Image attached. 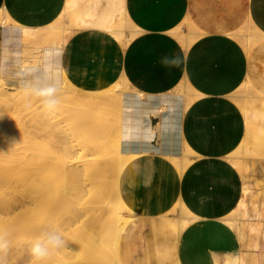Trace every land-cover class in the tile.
Returning a JSON list of instances; mask_svg holds the SVG:
<instances>
[{
  "label": "crops",
  "instance_id": "crops-1",
  "mask_svg": "<svg viewBox=\"0 0 264 264\" xmlns=\"http://www.w3.org/2000/svg\"><path fill=\"white\" fill-rule=\"evenodd\" d=\"M64 9L79 28L64 45L45 42L43 30ZM4 10L12 22L0 23V41L2 31L16 32L18 67L41 88L59 90L66 80L75 92H120L127 84L138 94L124 98L120 113V149L134 157L119 179L134 214L119 238L120 263L235 258L241 239L222 219L241 201L244 181L229 156L245 140L264 160V0H0V17ZM121 19L136 30L126 44L109 33ZM186 22L195 36L189 47L173 34ZM252 23L263 38L247 52L232 35ZM24 25L38 36L27 39ZM184 83L192 88L188 108L175 92ZM243 87L256 91L247 115L235 99ZM185 147L193 156L181 175L173 159ZM179 202L201 217L184 218L181 237L165 219Z\"/></svg>",
  "mask_w": 264,
  "mask_h": 264
},
{
  "label": "rangeland",
  "instance_id": "rangeland-1",
  "mask_svg": "<svg viewBox=\"0 0 264 264\" xmlns=\"http://www.w3.org/2000/svg\"><path fill=\"white\" fill-rule=\"evenodd\" d=\"M3 17L5 16H2V18ZM64 20L66 19H57L53 24L49 25L46 29L43 30V38L45 39V42L53 41V45H64L65 37L67 33H69V29L64 30V28L70 25H74V28L79 27V25L71 19H67L66 21ZM5 21H7V24H11L12 22L11 19H7ZM63 22H65V25H63ZM0 23L3 24V19H0ZM247 25L245 26L244 30H240L232 36L241 41L245 50L248 52L254 45L250 44L248 47H245L244 45L243 35H247V33L251 34L253 31L252 25ZM10 29L11 28H9L8 30L6 29L7 31L4 30V32L2 31L1 35L0 78L7 77L12 79H19L21 81V88L25 90L24 93L26 95L24 96V98H17L12 93H9L7 95L0 94V173L4 172L3 168L7 166H11L14 169V178L11 180L13 181V184L7 185L6 183L5 185L0 187V201L7 202L12 208L14 207V212L8 215V223L11 222L14 225L13 227L16 229L14 230V232H12L14 234L13 238L16 241H13V244L11 243V245H9L7 252L10 249L11 252L12 250L14 251L13 248H16V246L17 248L21 246L22 249L25 246L26 249L24 248V250H29L30 246H32L38 238H41L43 232L54 230L55 232H60V234L62 233L61 235L65 240V247L58 250H52L51 253L53 257L55 258L56 256V258H58L64 255L72 256V254L80 252L82 250V247L84 250L91 245V242L89 243L83 239H81V241H78L80 238L75 234L77 232V223L76 225L74 224L76 227L72 225V223H74L72 222L74 221V218L72 217V215H70L71 210H75L77 208L75 200L69 198L66 201L64 208L60 210L62 212L59 211L61 214L59 212H56L57 214L51 215L48 214L50 211H48L47 213L46 210L42 208H38L34 213H30L27 211V208H30L32 205L31 199H33V195H37L39 199H42L43 202L48 205V199L51 201L52 199L58 200L57 197L59 198V195L61 193H65L66 191L75 193L76 190L79 189V181L81 178L67 171L66 174H64L65 172L64 169L61 168V165L66 164V162L68 161L73 165L77 164L78 156L80 155L81 151L79 149V146H76L77 141L84 143L82 144V146L85 145V143L91 144V142H93V130H95L98 125H100L99 123H103L104 120L106 122L110 120V128L113 132L114 138H117L118 135L121 136L117 118L118 113L116 117H111V115L114 114L113 111L114 108L116 110L117 105L113 104L115 102H111V104L109 102V104L104 105V107L92 106L91 103L86 102L88 99H83L82 106H78L72 103H68L66 99L64 100V98H62L63 96H61V98L59 99V91H63L65 88H70V85L66 82V80H64L63 87L59 90H56L55 92V98L58 101L62 99V102L59 101L58 104L53 108H45L42 104L43 97H40L36 94L37 91L44 89L37 85L34 77H32L30 74H23L18 67L16 55L17 35L14 30ZM134 29L135 28L133 27V30ZM181 29L184 34L181 36L180 41H182V43L186 47H189V45L193 42L195 36L192 32L188 33L191 27L187 25V22L184 23L178 30L181 31ZM73 31L74 30H72L71 33L67 36L69 37L73 33ZM242 31L243 33L241 34ZM32 32L29 35H25L27 39L38 36L37 29H33ZM200 36L201 35H198L197 37ZM50 37L52 39H50ZM132 38H126L123 36V38L119 40L126 44ZM186 40H188V42ZM34 58H36V56H29L28 58H26L24 63L29 64L33 61ZM77 91L79 92L74 91V93L78 95L88 94V92L85 93L84 91L79 89H77ZM175 92L185 95L184 93H182L183 87L176 89ZM250 93V90L245 87L240 89V91L238 92L237 96H239V98L240 96H246L244 97V99L240 98L242 104L237 102L236 100V102L242 109L246 106H248V108L250 109L253 106V101H255L256 98L252 99ZM122 95L127 99L129 97H132L134 94L129 91H124ZM123 97L119 99L118 102H116L120 109H122L125 105V99ZM17 101L19 103L25 101V103L27 104H25V109H23L22 111L13 113L14 106ZM104 109L109 110V112ZM9 111H12V113H9ZM99 111L100 114H98ZM96 115L99 117H97ZM106 116H109L110 118H107ZM56 118L58 120H56ZM49 121H51L52 123ZM57 122H60L61 124H58ZM44 124L45 126H43ZM49 126H51V128ZM70 140H72V144L74 145V147L67 144V141L70 142ZM242 149L243 147L241 145V147H239L233 154L229 156V161L241 174L244 181V186L243 193L240 199L241 203L239 202L236 209L232 211L234 215L230 214L227 217L240 218L239 236L241 239L242 248L241 252L236 255L235 258L226 259V261H231L233 262V264H264V160L261 159L257 154H255L252 150L251 151L255 156L250 155L249 153V155H247L244 149L243 151H241ZM89 156V158L93 157L92 155ZM182 156L183 157L180 158L184 160L188 158V160L186 161L190 164L193 156L192 152L189 153L186 149ZM239 157L240 159L244 157L242 160V164L239 162ZM4 176L6 177V174H4ZM175 215L176 211L172 210L170 215L168 216L172 217ZM62 218L63 220H61ZM133 218L134 214H125V220L129 219L127 220L128 225L132 222ZM59 221L64 224L62 225ZM226 222L238 233V223L237 221H235V219ZM54 224L57 225L55 226ZM0 228L2 230H0V234H12L11 231H6L7 229L10 230L12 227L7 226L6 228ZM16 235L17 237H14ZM66 236L68 239L66 238ZM77 241L78 244L76 245ZM16 243L19 244L17 245ZM14 244H16V246ZM23 244L24 246H22ZM92 245V250L103 249L102 247L98 246L99 242L98 245L96 242ZM118 245L116 247L117 256ZM17 248L15 249L16 255L18 254L17 250H19ZM22 249L21 253L23 252ZM27 251H25L26 254ZM11 252H8V254L6 253L5 255L7 256H5V258L8 257L10 260L12 259L11 257L13 255L16 256L15 252L14 254L13 252L11 254ZM25 252L22 255H26ZM8 258H6V260H8ZM8 264H11V262H8ZM220 264H224V262Z\"/></svg>",
  "mask_w": 264,
  "mask_h": 264
},
{
  "label": "bare ground",
  "instance_id": "bare-ground-1",
  "mask_svg": "<svg viewBox=\"0 0 264 264\" xmlns=\"http://www.w3.org/2000/svg\"><path fill=\"white\" fill-rule=\"evenodd\" d=\"M6 10H4L3 14H1L2 16H5V17H3V18H2V16L0 17V19H3L4 25H7V21H5V20L10 19ZM59 19H66L67 20L66 9H64L62 16ZM66 20H64V21H66ZM63 25H65V22H63ZM187 25L190 26V24H188V23H187ZM133 27L134 26L128 21V19H121L114 27L109 29V31H110L109 33H112L111 35H115V38H117V40L122 39L123 36L126 38L127 37L132 38V37H134V34H135V29L133 30ZM247 27H248V25H247ZM20 28L23 30V33L25 35H29L33 31V29H35V28H33V29L28 28L25 25L21 26ZM78 28L79 27L74 28V25H70V26L65 27L64 30L69 29L68 32L70 33L72 30H75V29L77 30ZM252 28H253V31L251 34L247 33V35H245V34L243 35L244 36L243 42H244L245 47H248L250 44L256 45L263 38V35L254 28L253 23H252ZM29 29H31V30H29ZM107 32H108V30H107ZM175 32H173V34L178 39H180L181 36L184 34V32L182 30L180 32H176V33ZM190 32H192L191 29L188 33H190ZM188 33H185V34H188ZM242 33H243V31L241 32V34ZM186 41L188 42V40H186ZM182 87H183L182 93L185 94L186 107L188 108V105L193 100L192 93H191L192 88L187 83H184ZM124 91H129L132 94H134L136 97L138 95V94H136V92L129 89L127 84L124 85L123 90L119 93H113V92L112 93H110V92L89 93L88 92L87 95H78V94H75L73 90L70 91V90H67L65 88L63 91H59L60 95L59 94L58 95L60 96L59 99L61 98V96H63L62 98H64V100L66 99V101L68 103H72V104L78 105V106H82V100L83 99H85V100L88 99L86 102L91 103L92 106H103L104 107V105L109 104V102H110V104H111V102H115L113 104L117 105V108H116V110L114 108V111H113L114 114H112L111 117L112 116L116 117L117 113H118L117 118H118V125H119V131H120L121 109L119 108V106L116 102H118L119 99H121L123 97L122 94ZM250 91H252L250 93V96L252 99H254L256 97L254 95V94H256V91H253L252 89ZM24 92H25V90H23L21 88V81L19 79H12V78H7V77H3V78L1 77L0 78V94L1 95H7L9 93H12L17 98H24V96L26 95ZM235 97H236L235 99L237 100V102L242 104L240 98L244 99V97H246V96H242V97L240 96V98H239V96H235ZM34 98H35V96H34ZM59 101L62 102V99ZM253 102H255V101H253ZM63 103H64V101H63ZM25 104H27V103H25V101H23L22 103H19L17 101L15 103L13 113H18V112L22 111L23 109H25ZM113 104H112V106H113ZM114 107H116V106H114ZM98 109H96V110H98ZM107 109H109V108H107ZM243 109H244V114L247 115L249 112L248 106L244 107ZM104 110H106V109H104ZM110 110H112V109H110ZM106 111L109 112V110H106ZM9 113H12V111H9ZM66 114H67V112H66ZM98 114H100V111ZM97 117H99V116H97ZM107 118H110V117L108 116ZM56 120H58V119L56 118ZM51 121H49V122H51ZM61 121H62V119H61ZM104 121H103V123H99L100 125H98L97 128L95 130H93V132H92L93 142H91V144L85 143V145L82 146V144H84V143L77 141L76 146H79V149L81 150L80 155L78 156L77 164L73 165L68 161V162H66V164L61 165V168L64 169V172H65L64 174H66V171H67V172H70L71 174L77 175L81 178L79 181V184H80L79 189H77L75 193L70 192V191L69 192L66 191L65 193H61L59 195V198L57 197L58 200H53L51 198L52 199V201H51L48 199V201H47L48 205L46 203H44L42 199H39V197L37 195H33L32 196L33 199H31L32 205L30 208H27V211L30 213H34L38 208H42V209H45L47 213H48V211H50L48 214L54 215V214H57L56 212H59L60 210H62L64 208L65 203L69 198L74 199L76 204H77V208L75 210H71L70 215H72V217L74 218V221H72L74 223H72L71 221L70 222L72 223V225H74V224L76 225V223H77V225H76L77 227L74 225V227L77 228V232L75 234L80 238V239L78 238L79 240L78 239L77 240L81 241V239H83L89 243L91 242L90 247H87L84 250L82 247V250L80 252L74 253V254H72V256L71 255H68V256L64 255V256H61L58 258H56V256L54 258L51 251H50V254L47 257L38 260L35 257H33V255L31 254L30 248L32 246H30L29 250L27 249L28 250L27 251V250H24V248L26 249L24 244L22 245V246H24L22 249L21 246H19V248H17V246H16L17 243H16L14 245L16 246L17 249H19V250H17L18 254L16 255V250H15L16 248H13L14 251L12 250V252H13V254L15 252L16 256H14V255L12 256L11 255L12 252L10 251L11 250L10 249L8 252L9 253L11 252L10 255L12 257L11 256L10 257L12 259H10L11 260L10 261L9 258L6 257V258H8V260H6L7 264H8V262L9 263L11 262V264H121L120 260L117 256V253H116V247L118 245L121 233L123 232L125 227L128 225L127 220H129V219L125 220V214L133 215V212L129 208V206L124 202L123 198H121V196H120V192H119L120 191L119 190V186H120L119 182L120 181H119V179L121 177V174H122L124 168H126V165L128 164V162L134 157L133 156H127V155L122 153V151L120 149L121 148V146H120V143H121L120 137L121 136L118 135L117 138H114L113 132L110 128V120H108L107 122L105 121L106 124L104 123ZM44 122H45V120H44ZM43 126H45V124ZM49 127L51 128V126H49ZM66 140H65V142H66ZM67 144L74 147V145L72 144V140H70V142L67 141ZM242 147L246 151L247 155L250 154V155L255 156L254 153L251 151V149H249V147L246 145L245 140L242 143ZM185 149H187V148L185 147ZM243 149L241 151H243ZM187 150L189 153H191L190 149H187ZM89 155H92L93 157L89 158L90 157ZM253 156H251V157H253ZM184 157H185V155H184ZM167 158L173 159V157H171V158L167 157ZM243 158L244 157H242V159H240V157H239V159H240L239 162L241 164L243 163V161H242ZM135 159H136V157H135ZM173 160H174L173 162H174L175 166L178 168L177 169L178 172L180 171L181 175H183L186 168L189 165V162L186 161V160H188V158L185 160L182 158H179V159L175 158ZM41 163H42V161H41ZM43 163H45V162H43ZM46 167H47V165H46ZM141 167H143V166H141ZM139 169H141V168H139ZM3 171L4 172L0 173V187L5 185L6 183H7V185L13 184V181H11V180L14 178V174H13L14 169L11 166H7V167L3 168ZM3 173L6 174V177L4 176ZM77 179H78V177H77ZM174 207L175 208L173 210L176 211V215L171 217V216H167V214H166L165 219H166L168 225L175 230L177 236L181 237L182 234L187 230L186 226L183 225V222H182L183 219L184 218H190V219H195V220L201 221V217L192 214V212H190L181 202H179L177 204V206H174ZM13 208L9 205V203L4 202V201H0V227H4V228H6L7 226L12 227L10 230H8V229L6 230V231H11V233L14 232V230H16L13 227L14 225L11 222L8 223V219H9L8 215H10L14 212ZM60 212H62V211H60ZM5 214H7V215H5ZM64 214H66V213H64ZM231 214H233V213H231ZM237 216H239V215H237ZM234 219L238 223V236H239V233H240V230H239L240 218L239 217L224 218L222 220L232 221ZM61 220H63V218ZM59 222H61V221H59ZM66 223H65V225H66ZM61 224H62V222H61ZM63 227H65V226H63ZM4 228H2V229H4ZM76 228H74V229H76ZM0 230H1V228H0ZM52 231H54V230H52ZM3 235L9 241V245H11V243L13 244V241H16L13 238V235H14L13 233L9 234V235L7 233H5ZM17 235L14 237H17ZM67 236H66V238H67ZM239 238H240V236L238 237V240H239ZM78 241H77L76 245L78 244ZM95 242L97 243V245L99 242L98 246L102 247L103 249L102 250L101 249L92 250L91 249L93 246L92 244ZM239 242H240V240H239ZM21 249L23 251L22 253H21ZM18 251H20V252H18ZM25 251H27V254ZM76 251H78V250H76ZM8 252H6V253L8 254ZM24 252L26 255H22ZM19 253H21V254H19ZM5 256H7V255H5ZM224 264H233V262L225 261Z\"/></svg>",
  "mask_w": 264,
  "mask_h": 264
},
{
  "label": "clouds",
  "instance_id": "clouds-1",
  "mask_svg": "<svg viewBox=\"0 0 264 264\" xmlns=\"http://www.w3.org/2000/svg\"><path fill=\"white\" fill-rule=\"evenodd\" d=\"M168 63L167 59L164 61ZM55 88L39 90L36 94L43 97L42 104L45 108H53L58 104L55 98ZM65 247V240L62 235L55 231H45L41 238H38L31 247V254L36 259H43L50 254L52 250H58ZM9 248V241L3 234H0V264H6L5 254Z\"/></svg>",
  "mask_w": 264,
  "mask_h": 264
}]
</instances>
